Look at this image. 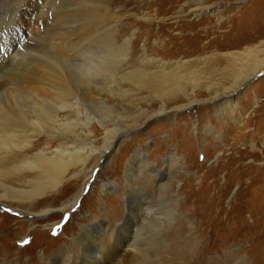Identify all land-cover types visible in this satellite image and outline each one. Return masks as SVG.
<instances>
[{
    "label": "rangeland",
    "instance_id": "374dc122",
    "mask_svg": "<svg viewBox=\"0 0 264 264\" xmlns=\"http://www.w3.org/2000/svg\"><path fill=\"white\" fill-rule=\"evenodd\" d=\"M96 1L97 7L93 4L96 8L83 0L77 1V5L71 2L70 5L68 1L61 5L55 3L48 14L50 20L56 22L57 26L63 18L67 19L62 26L61 42L65 40L67 43L71 38L78 37L80 41L92 35L87 41L93 45L97 42V35L102 34L107 40L116 23L115 40L118 46H122L127 38L131 43L137 42L125 61L129 70L146 68L155 72L158 63L150 62L147 65L144 62L159 58L158 62L165 64L163 67L167 70L187 77L182 83L191 84L190 80L200 82L194 92L195 98L189 97L199 103H195V108L171 115L142 119L141 127L137 128L131 117L140 108L157 112L162 102L164 108L169 109L166 103L170 100H178V104L189 101L180 93L163 99H152L150 93L145 91L138 92L137 97L102 96L108 99L107 105L121 113L123 121L133 126L134 130L117 144L105 165L99 163L96 166V157H92L94 159L85 167L73 163L61 187L33 201L40 209L48 211L51 216L48 222L31 224V215L14 212L6 206L0 208V234H12L10 245L2 242L0 247L8 249L12 261L18 259L22 263L57 264L63 259L60 251L65 252L74 237L83 235L85 231H88L87 234L98 231L97 227H106L107 232L103 237L106 245L116 242L124 244L125 241H129L127 246L132 245L130 238L134 233L131 229L137 221L126 205L124 178L128 165L134 160L136 152L141 150L145 162L142 188L150 197L159 196L167 201L157 208L154 205L157 213H146V218L141 224L138 223V236L134 243L139 258L135 264H264V69L242 85L233 99L237 105L231 109L223 111L219 109V103L210 101L211 94L220 89L218 84L225 80L231 82L236 70L246 63L251 66L253 62L264 60V35H258L264 29V0H206V4L217 7V15L207 13L196 19L188 10L189 18L180 20L179 27L174 29L170 25L176 20L171 19L170 15L160 18L154 15L156 10L162 12L156 6L150 7L152 3L158 4L156 0H148L146 3L149 5L146 6L140 0H118L113 7L114 0ZM185 1L181 4L185 5ZM90 6L93 8L90 9ZM176 8V12L170 13H180L181 7L177 5ZM32 9L34 11H28L32 17L35 14L34 21L36 14L42 10L36 11L39 8L35 4H32ZM143 14L152 22L142 21L140 17ZM73 15H79L76 23L69 22L74 21ZM192 24L194 26L190 27ZM94 31L95 37L90 34ZM157 33H162V36L158 37ZM227 35L233 38L229 41L239 37L252 38L243 45L224 50L213 47L202 52L196 48L198 44L195 39L199 37L204 39L200 41V46L210 41L218 45L226 40ZM171 36L177 41L175 39L168 43ZM171 45L174 50L170 52ZM229 52L238 54L234 58L224 56ZM36 58L33 54V59ZM178 66L182 67L181 70L175 69ZM208 87L212 89L207 90ZM92 97L102 101L98 93L89 92L88 98ZM82 108L83 120L86 110L84 103ZM69 114V110L59 113V123H65ZM247 119L251 124L244 127ZM201 121L203 124L200 125ZM95 137L94 145L101 148L105 134L97 124ZM43 149L47 150L43 153L44 157L51 159L55 157L53 153L57 150V144H48L45 139L35 140L30 155L35 156ZM253 153H256L254 157ZM169 164L172 165L170 169ZM92 172H95L94 176L89 179ZM37 175L36 171L20 173L22 182L19 188L30 190L32 187L27 181ZM81 192L85 193L78 199L79 202L77 200L78 204L71 206L69 202L76 193L80 197ZM28 199H19L16 204H29ZM63 208L66 211L63 212ZM123 219L129 232L123 228ZM2 220H10V224L6 225ZM120 224L122 228L119 229L117 226ZM204 236L207 237L205 240ZM210 243L224 245L213 249L210 255L202 252L197 260V254Z\"/></svg>",
    "mask_w": 264,
    "mask_h": 264
},
{
    "label": "bare ground",
    "instance_id": "6f19581e",
    "mask_svg": "<svg viewBox=\"0 0 264 264\" xmlns=\"http://www.w3.org/2000/svg\"><path fill=\"white\" fill-rule=\"evenodd\" d=\"M66 1L69 4L71 2L77 5V1L82 0H38L37 2H34V0H0V206L2 205L0 208L3 209V206H6L9 210L13 209L14 212L18 211L23 215L25 213L26 216L31 215L32 218L29 222L31 224H44L50 219L51 216L48 215V211L43 210V208L40 209V206L33 201L44 197L49 191H55V189L61 187L70 165L75 163V165L80 164L85 167L95 157L96 166L99 163L105 165L115 152L117 144L128 136L134 130V127H141L142 119L151 120L159 116L171 115L178 111L195 108V103H199L189 97H194L195 89L200 85V82L196 83L190 80L191 84L182 83L187 77L175 74L173 70H167L163 67L165 64L158 62L159 58L155 61L148 60L144 62L147 65L150 62L158 63L159 66L155 72L149 69L146 70V68L129 70L128 65H125V61L131 55L130 52L133 51L134 46L136 47L137 42L133 41L131 43L130 39L127 38L124 42L122 41V46H118L115 40L117 34L116 23L112 26L111 34L107 40L104 35H97V42L93 45H89L87 41L92 35H88L86 39L80 41L78 37L71 38L70 42L67 43L65 40L61 42L60 37L64 29L62 26L67 19L63 18L64 20L62 19V22L56 26V22L50 20L48 14L51 8L56 5L55 3L61 5L62 2ZM83 1L92 6L97 3L96 0ZM147 1L140 0L139 2L141 4L145 3L146 6V4L149 5V3H146ZM182 1L185 0H156L158 4L154 3L152 5V3L150 7L156 6L162 11L158 12L156 10L154 13L156 17L170 15L171 19L176 20L174 24L170 25L171 29L178 28L180 20L185 21L184 18H189V15H187L188 10L196 19L207 13L209 15L218 14L216 12L217 7L214 8L206 4V0L185 1V5L181 4ZM117 2L118 0H114L112 7ZM32 4L39 8L36 11L42 10L41 12H43L42 15L41 12H38L34 21L35 14L32 17L28 11L30 9L34 11ZM95 5L97 7V4ZM177 5L181 7L180 13H170L177 11ZM92 6H90V9L94 7ZM179 14L183 16H178ZM75 15H73L74 21L70 20L69 22L76 23L80 14ZM140 18L142 21L152 22L147 15L143 14ZM192 26L194 24L190 27ZM90 34L95 37V31ZM156 35L161 37L162 33ZM258 35L262 37L264 29L260 30ZM100 36H102L101 42L99 41ZM251 38L249 36L239 37L229 41L233 38L227 35L223 43L216 45L214 41H210L201 46L199 43L204 40L203 37L195 40L196 45L198 44L196 48L202 51L213 47L217 50L235 48L243 45ZM175 39L171 36L168 43ZM84 43L88 45L86 46ZM173 50L171 45L170 52ZM33 54L37 56L35 60ZM175 54L172 53L171 55ZM235 54L229 52L224 56L234 58L238 53ZM179 68L181 70L182 67L178 66L175 69ZM262 68L264 69V60L253 62L251 66L246 63L234 74L232 73L233 80L231 82L225 80L223 83L227 82V84H218L220 89L218 88V91L216 90L211 94L210 101L215 104L219 103V109L223 111L236 106L237 104L233 99L238 90L244 83L255 77ZM123 87H127V89H123ZM211 89L212 87H208L207 90ZM141 91L150 93L152 99H163L180 93L189 102L186 103L185 101L184 104H178V100H170L166 103L170 106L169 109L164 108V105H162L164 102H162L157 112L141 110L140 108L138 113L131 117V120L135 122L133 127L123 121L122 114L117 112L114 107L107 105L108 99L102 98V96L106 98L137 97L138 92ZM89 92L101 95L100 99L102 101H96L94 97L89 99ZM81 97H84V101ZM83 103L86 110L82 120ZM65 110H69L70 114L67 116L65 123H59L61 121L59 113ZM95 124L102 128L105 134V142L101 148H96L94 145ZM201 124H203L202 121ZM250 124V120L247 119L243 126H249ZM44 139L48 144L53 142L57 144V150L53 153L55 157L46 159L43 154L47 151L46 149L40 150L35 156L30 155L34 141H43ZM135 155L132 163L128 165L126 177L124 178L127 193L126 205L129 207V213L137 221L131 229L134 233L130 238L132 245L127 246L129 241L126 242L125 239H123L124 244L120 243L122 246L117 242L113 245H106L103 242V237L107 232L106 227L105 229L97 227L98 231L94 230L88 234V231H85L83 235L74 237L66 251H60V253H63V259L61 263L58 262L57 264H76L80 261V264H135L139 258L138 248L134 243L138 236V228H136L138 223H142L143 219L146 218V213L153 215L157 213L154 205L157 208L167 201L159 196L150 197L142 188V176L145 172L143 168L145 165L144 156L141 154V150H138ZM255 155L256 153H253L252 156ZM137 156L138 159H136ZM171 166L169 164L168 168L170 169ZM24 171L38 172L36 178L27 181V184L32 187L30 190L19 188V184L22 182L19 174ZM94 173L92 172L89 179L94 176ZM84 193L81 192L80 197L76 193V196L69 202L71 206H74ZM24 197H28L30 203L17 205L16 201ZM62 211H66L65 208ZM37 212L39 214H36ZM9 221L4 222L2 220L1 222L8 225L10 224ZM122 222L123 228L127 229V222L124 219ZM122 225L117 227L120 229ZM127 230L129 232V229ZM123 233L124 231L121 235ZM11 235L0 234V244L6 242L10 245ZM206 238L204 236L203 240ZM210 245H212V248H210ZM223 245L221 243H210L197 254V260L200 259L202 252L205 251L209 254L213 249L223 247ZM7 250L0 247V264H32L31 262L22 263L18 259L12 261ZM251 260H253V257ZM207 264L210 263L207 262Z\"/></svg>",
    "mask_w": 264,
    "mask_h": 264
},
{
    "label": "snow or ice",
    "instance_id": "6c2138e0",
    "mask_svg": "<svg viewBox=\"0 0 264 264\" xmlns=\"http://www.w3.org/2000/svg\"><path fill=\"white\" fill-rule=\"evenodd\" d=\"M6 211H7V209H6ZM52 231H53V235H55L56 234L55 229H53Z\"/></svg>",
    "mask_w": 264,
    "mask_h": 264
}]
</instances>
